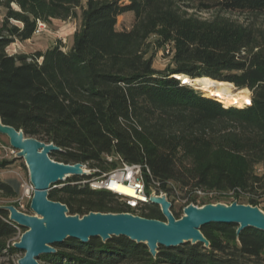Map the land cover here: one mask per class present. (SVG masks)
I'll return each mask as SVG.
<instances>
[{
  "label": "trees",
  "instance_id": "obj_1",
  "mask_svg": "<svg viewBox=\"0 0 264 264\" xmlns=\"http://www.w3.org/2000/svg\"><path fill=\"white\" fill-rule=\"evenodd\" d=\"M0 10L6 11L0 19L4 125L54 144L59 150L50 158L59 163L99 170L115 154L123 163L146 165L152 176L147 182L158 184L157 194L170 197L177 184L186 194L214 190L231 203L258 206L264 194V173L257 172L264 167V0H0ZM77 10L82 22L71 49L56 45L31 56L7 52L33 38L38 20L66 21ZM200 12L214 15L207 19ZM127 13L134 23L119 31L118 18ZM155 33L164 46L173 43V64L164 70L146 57ZM181 76L233 84L252 97L247 105L228 104ZM89 178L69 177L49 199L65 205L69 215L129 213L165 221L159 205L131 208L120 196L84 183ZM0 193L16 197L19 189L0 180ZM118 201L122 207L115 206ZM19 229L0 206V257L19 252L9 243ZM237 229L208 224L201 231L210 248L186 243L160 248L156 257L126 237L88 243L68 238L39 262L264 264V232L246 228L237 235Z\"/></svg>",
  "mask_w": 264,
  "mask_h": 264
},
{
  "label": "water",
  "instance_id": "obj_2",
  "mask_svg": "<svg viewBox=\"0 0 264 264\" xmlns=\"http://www.w3.org/2000/svg\"><path fill=\"white\" fill-rule=\"evenodd\" d=\"M187 78L179 77L183 83ZM188 79L190 82L185 84L194 87L191 82L196 79ZM0 134L9 138L10 146L17 151L16 159L24 161L34 187L30 204L32 215L21 213L13 206L4 207L9 212V219L25 230L20 241L14 244L24 254L18 264H39L43 255L55 253L56 246L68 238L88 243L95 238L106 242L113 237H126L144 244L151 256L156 257L160 248L171 249L186 243L210 248L201 229L211 223L236 225L237 235L246 228L264 232V213L257 207L237 202L230 206L217 204L202 208L189 205L184 209V216L177 220L170 211L172 203L167 196L155 194L150 195V202L160 206L166 221L129 213L69 215L65 205L49 199V192L71 176H87L83 165L52 160L50 154L59 150L54 144L26 137L22 131L4 125L1 117Z\"/></svg>",
  "mask_w": 264,
  "mask_h": 264
},
{
  "label": "rangeland",
  "instance_id": "obj_3",
  "mask_svg": "<svg viewBox=\"0 0 264 264\" xmlns=\"http://www.w3.org/2000/svg\"><path fill=\"white\" fill-rule=\"evenodd\" d=\"M195 12V11H192ZM5 10H0V19H2L5 15ZM203 18H211L214 13L213 12H200L198 13ZM230 17L239 22H247V17L238 14H231ZM263 21L264 19H260ZM81 11L77 10L76 15L68 18L66 21L61 20H41V23L46 26V29L42 31L35 32V35L32 39L25 41V42H16L10 48H8L7 52L9 54H28L29 56L45 52L48 48L54 47L56 45L60 46L64 51H67L72 48L73 45V38L76 32L81 27ZM134 23V16L132 13H127L118 18L117 29L119 31H128L131 29ZM38 25V22H37ZM38 27V26H37ZM169 50V53L167 51ZM171 50V52H170ZM146 57L152 58L154 62V67L157 70H164L170 67L173 64V43L162 44L161 39L158 33L153 34L146 43L145 47ZM233 85V84H232ZM233 91H238L239 89L232 86ZM241 91V90H240ZM202 92V91H201ZM203 93V92H202ZM207 97H210L205 93ZM252 93L249 91V96L247 98V103L251 100ZM212 98V97H211ZM229 104V103H228ZM9 148H10V140L7 136L0 134V163H4L6 161H13L9 155ZM107 165L99 169L103 172H111L116 168L122 165L121 158L112 154L111 156L106 157ZM257 172L259 174L264 173V167L259 166ZM29 179V171L24 163L23 160L17 159V161L13 162L12 164L7 165L6 167H0V180L12 182L15 184L18 189L19 193L16 197L8 196L3 193H0V206L1 207H15L19 212L18 208V198L20 197V187H19V180L20 179ZM61 184H58L57 187H61ZM176 191L170 197H167V200L172 203L171 213L175 212L178 214L179 218L181 219L184 216V209L189 205H194L198 208H202L206 205H217L222 204L226 206H230L231 198L228 197L226 193L216 192L214 190H200V191H192L186 194V192L181 191L180 187L175 184ZM152 189H149V193H152ZM189 191V190H188ZM258 196H255L257 198ZM258 206L263 213H264V194L257 198ZM122 201H118L115 206L122 207ZM30 205V203L26 204V208ZM246 205V204H244ZM133 208V207H131ZM137 208V207H136ZM135 209V208H134ZM29 212L28 215H32V212ZM22 213V212H21ZM25 214V213H24ZM174 215V214H173ZM138 216V215H137ZM166 221V220H165ZM24 234L23 229H19V232L16 237L9 240V243H17L20 241L22 235ZM24 254L18 252L14 256L10 257H0V264H18L19 260L22 259ZM39 264H47L41 263Z\"/></svg>",
  "mask_w": 264,
  "mask_h": 264
},
{
  "label": "built area",
  "instance_id": "obj_4",
  "mask_svg": "<svg viewBox=\"0 0 264 264\" xmlns=\"http://www.w3.org/2000/svg\"><path fill=\"white\" fill-rule=\"evenodd\" d=\"M38 27L36 32L42 31L46 29V26L41 23V20H38ZM43 27V29H42ZM169 53V50L167 51ZM15 55V54H11ZM9 155L12 159L16 158L17 151L14 150L11 146L9 148ZM88 176L91 178L84 181L93 189H102L112 192L123 198L127 204L133 208L141 206L143 204L150 202V193L149 189H152V193L155 195H166L163 192L157 194L156 186L158 185L154 181L151 183L147 182V177L152 180L151 172L146 165L141 164H127L123 163L122 165L111 172H100L99 170H91L88 169L86 166H83ZM129 187L133 188L136 192L137 197H129L119 192V187ZM19 187H20V197L18 198V208L21 210L20 212L29 214L28 207L26 208V204L32 201L34 195V187L29 179H20L19 180ZM167 196V195H166ZM31 211V210H30Z\"/></svg>",
  "mask_w": 264,
  "mask_h": 264
},
{
  "label": "bare ground",
  "instance_id": "obj_5",
  "mask_svg": "<svg viewBox=\"0 0 264 264\" xmlns=\"http://www.w3.org/2000/svg\"><path fill=\"white\" fill-rule=\"evenodd\" d=\"M186 82H190V80L186 79L184 83ZM191 84H193L196 89L202 91L203 93H206L210 97L217 98L229 104L246 103L249 96L248 94H244L240 90L233 91L232 84L218 83L217 81H213L211 79H196L194 83L191 82ZM118 189L121 194L132 198L137 197L136 192L133 188L120 186Z\"/></svg>",
  "mask_w": 264,
  "mask_h": 264
},
{
  "label": "crops",
  "instance_id": "obj_6",
  "mask_svg": "<svg viewBox=\"0 0 264 264\" xmlns=\"http://www.w3.org/2000/svg\"><path fill=\"white\" fill-rule=\"evenodd\" d=\"M28 55V54H27Z\"/></svg>",
  "mask_w": 264,
  "mask_h": 264
}]
</instances>
